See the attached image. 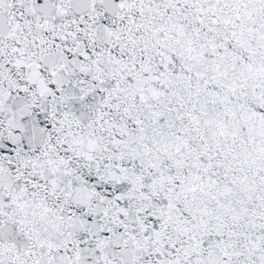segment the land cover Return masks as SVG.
Segmentation results:
<instances>
[{
    "label": "snow or ice",
    "instance_id": "6c2138e0",
    "mask_svg": "<svg viewBox=\"0 0 264 264\" xmlns=\"http://www.w3.org/2000/svg\"><path fill=\"white\" fill-rule=\"evenodd\" d=\"M0 264H264V0H0Z\"/></svg>",
    "mask_w": 264,
    "mask_h": 264
}]
</instances>
